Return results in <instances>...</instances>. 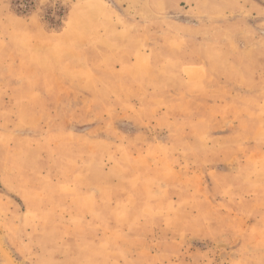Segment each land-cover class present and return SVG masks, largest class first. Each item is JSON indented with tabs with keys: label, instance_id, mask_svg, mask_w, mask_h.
<instances>
[{
	"label": "rangeland",
	"instance_id": "rangeland-1",
	"mask_svg": "<svg viewBox=\"0 0 264 264\" xmlns=\"http://www.w3.org/2000/svg\"><path fill=\"white\" fill-rule=\"evenodd\" d=\"M18 1L0 264H264V0Z\"/></svg>",
	"mask_w": 264,
	"mask_h": 264
},
{
	"label": "crops",
	"instance_id": "crops-1",
	"mask_svg": "<svg viewBox=\"0 0 264 264\" xmlns=\"http://www.w3.org/2000/svg\"><path fill=\"white\" fill-rule=\"evenodd\" d=\"M171 62H173V64H175V65H180V63H182L183 65L184 64H192L193 65V68H194V70L197 72V73H199V74H201V76H200V78H199V82H201V80H202V78L204 79V74H205V70H204V68H203V65L206 63L205 62V60L204 59H197V60H195V59H193V58H175L173 61H171ZM180 73L181 72H179V75H180ZM182 74V73H181ZM185 74V73H184ZM18 80H23V81H29V80H31V78H29V77H26V76H24L23 78H17ZM200 84V83H199ZM201 85H202V82H201ZM200 85V86H201ZM23 87H25V85H22L21 87H20V89H19V91L21 90V89H23ZM46 91H48V92H46L47 94H44V92H42V94L44 95V97H47V98H52V97H57V98H61V97H65L68 93L66 92V90H65V88L62 86V83L60 84H58V87H57V89H53V88H51V89H49V88H47V89H45ZM35 92V91H34ZM23 93L24 92H21L20 91V95H23ZM30 94H31V91H27V95L28 96H30ZM33 95H34V93H33ZM36 96V95H35ZM47 108L48 109H46L47 111L49 110V112L50 111H53V108H51V106H50V104L48 103L47 104ZM214 122V121H213ZM208 125H210V124H208ZM71 139H77L76 137H72ZM75 141V140H74ZM262 141V140H261ZM257 144L258 143H261V142H256ZM256 158H257V161H258V163H260L261 162V160H264V159H261L259 156H255ZM258 170H260V168H258L257 169V171ZM259 172L260 171H258L257 173H258V175H259ZM239 187H236V186H234V189H238ZM264 191V188H263V190H262V192ZM258 192H260V191H258ZM239 242H240V245L243 243V240L240 238V240H239Z\"/></svg>",
	"mask_w": 264,
	"mask_h": 264
},
{
	"label": "trees",
	"instance_id": "trees-1",
	"mask_svg": "<svg viewBox=\"0 0 264 264\" xmlns=\"http://www.w3.org/2000/svg\"><path fill=\"white\" fill-rule=\"evenodd\" d=\"M33 1L34 0H19L18 4L22 5L23 8L18 9L17 13L20 14V15L28 14L30 12L31 7L33 6ZM48 15H50V14H48ZM55 15H56V17L61 18L63 16V13L59 10V12H57ZM45 20L49 21L50 17L47 16L45 18ZM57 26H59V24Z\"/></svg>",
	"mask_w": 264,
	"mask_h": 264
}]
</instances>
